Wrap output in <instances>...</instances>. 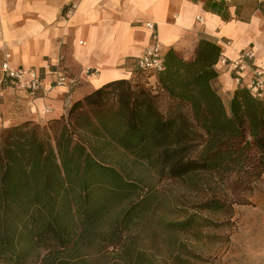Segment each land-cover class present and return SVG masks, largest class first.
Instances as JSON below:
<instances>
[{"label":"trees","instance_id":"1","mask_svg":"<svg viewBox=\"0 0 264 264\" xmlns=\"http://www.w3.org/2000/svg\"><path fill=\"white\" fill-rule=\"evenodd\" d=\"M221 49H169L47 121L0 128V264H197L264 176V100L213 86ZM134 74V75H135ZM153 76L154 84L148 77ZM112 146L150 177L101 158Z\"/></svg>","mask_w":264,"mask_h":264},{"label":"crops","instance_id":"2","mask_svg":"<svg viewBox=\"0 0 264 264\" xmlns=\"http://www.w3.org/2000/svg\"><path fill=\"white\" fill-rule=\"evenodd\" d=\"M147 22L164 53L189 59L200 38L219 45L213 86L225 104L242 84L220 57L252 49V63L264 72V0H0V62L8 54L13 64L38 69L45 89L30 94L2 78L0 127L45 125L103 84L132 78L150 42ZM55 70L75 85L50 87Z\"/></svg>","mask_w":264,"mask_h":264},{"label":"rangeland","instance_id":"3","mask_svg":"<svg viewBox=\"0 0 264 264\" xmlns=\"http://www.w3.org/2000/svg\"><path fill=\"white\" fill-rule=\"evenodd\" d=\"M147 73L137 72L135 78L145 79ZM4 83L0 74V86ZM3 128V127H0ZM101 158L123 173L149 172L121 153L120 150L95 142ZM232 225L220 230H207L206 237L192 242L201 254L197 264H264V176L256 184L249 204L236 205Z\"/></svg>","mask_w":264,"mask_h":264},{"label":"built area","instance_id":"4","mask_svg":"<svg viewBox=\"0 0 264 264\" xmlns=\"http://www.w3.org/2000/svg\"><path fill=\"white\" fill-rule=\"evenodd\" d=\"M197 20L201 21L202 19L197 17ZM145 26L150 30V42L136 59V65L139 70L154 75L164 68V52L162 44L157 38L155 25L147 22ZM253 58L254 51L244 49L235 59L228 60L225 57H220V62L233 71L234 80L239 85L242 84L254 97L264 100V72L260 66L252 63ZM0 71L2 78L16 89L30 94H38L45 90L43 87L44 77L38 69L31 66L15 65L11 62L8 54H5L0 62ZM75 83L76 80L70 78L65 72L55 70L54 78L49 85L50 87L66 84L74 86Z\"/></svg>","mask_w":264,"mask_h":264}]
</instances>
